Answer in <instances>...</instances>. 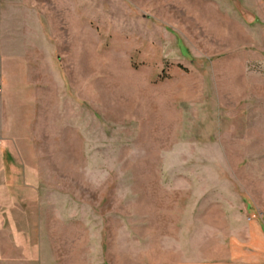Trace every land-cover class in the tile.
<instances>
[{
  "label": "rangeland",
  "instance_id": "374dc122",
  "mask_svg": "<svg viewBox=\"0 0 264 264\" xmlns=\"http://www.w3.org/2000/svg\"><path fill=\"white\" fill-rule=\"evenodd\" d=\"M31 2L57 83L36 53L0 130V264H264V0Z\"/></svg>",
  "mask_w": 264,
  "mask_h": 264
},
{
  "label": "crops",
  "instance_id": "0c3cea01",
  "mask_svg": "<svg viewBox=\"0 0 264 264\" xmlns=\"http://www.w3.org/2000/svg\"><path fill=\"white\" fill-rule=\"evenodd\" d=\"M56 51L57 45L51 31L47 30L40 7L31 0H0V81L3 86L0 130L7 129L8 113L25 104L37 105L42 98L46 88L41 77H35L43 72L32 59L36 53L41 57L42 52L46 57L49 75H54V83H57Z\"/></svg>",
  "mask_w": 264,
  "mask_h": 264
},
{
  "label": "built area",
  "instance_id": "2783aa9c",
  "mask_svg": "<svg viewBox=\"0 0 264 264\" xmlns=\"http://www.w3.org/2000/svg\"><path fill=\"white\" fill-rule=\"evenodd\" d=\"M1 89H2V88H1V83H0V92H1Z\"/></svg>",
  "mask_w": 264,
  "mask_h": 264
}]
</instances>
